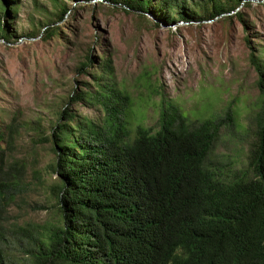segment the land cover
Segmentation results:
<instances>
[{
	"label": "trees",
	"instance_id": "16d2710c",
	"mask_svg": "<svg viewBox=\"0 0 264 264\" xmlns=\"http://www.w3.org/2000/svg\"><path fill=\"white\" fill-rule=\"evenodd\" d=\"M98 1L169 24L211 20L247 0ZM17 6L0 0L5 42L14 34L9 20ZM67 11L59 6L57 20ZM53 21L39 22L46 38L57 31ZM249 59L259 91L253 141L247 170L229 180L206 160L230 111L189 123L163 99L158 127L137 126L129 139L131 98L116 86L110 59L94 91L80 89L68 100L98 106L102 119L75 120L66 108L51 134L38 136L51 141L55 154V223L11 218L10 208L36 187L12 158L16 131L10 124L8 136L0 132V264H264V59L252 52Z\"/></svg>",
	"mask_w": 264,
	"mask_h": 264
},
{
	"label": "rangeland",
	"instance_id": "374dc122",
	"mask_svg": "<svg viewBox=\"0 0 264 264\" xmlns=\"http://www.w3.org/2000/svg\"><path fill=\"white\" fill-rule=\"evenodd\" d=\"M55 2L18 0L9 20L14 34L10 42L0 39V132L8 136L10 124L16 131L12 158L36 187L10 208L12 219L40 226L59 219L51 191L55 154L51 141L38 136H49L66 108L75 120L102 119L98 106L68 100L80 89L95 90L105 59L111 60L116 86L131 98L129 139L137 126L158 127L163 99L189 123L230 111L206 165L226 180L247 170L259 102L249 56L264 59V0H247L211 20L169 24L98 0ZM59 6L68 9L61 20ZM48 19L57 27L50 38L47 26H39ZM34 30L37 35H29Z\"/></svg>",
	"mask_w": 264,
	"mask_h": 264
}]
</instances>
